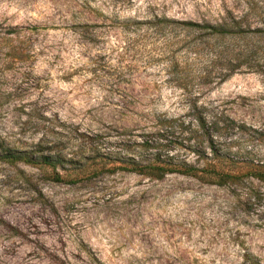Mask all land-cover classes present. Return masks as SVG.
<instances>
[{"label": "rangeland", "instance_id": "rangeland-1", "mask_svg": "<svg viewBox=\"0 0 264 264\" xmlns=\"http://www.w3.org/2000/svg\"><path fill=\"white\" fill-rule=\"evenodd\" d=\"M251 1L258 23L264 0ZM247 2L0 0V142L68 161L54 170L0 160V264H245L250 254L264 262V182L151 179L100 158L143 154L146 135L178 119L167 123L165 150L195 162L178 123L191 122L197 138L195 116L211 122L222 112L249 129L215 127L218 138L264 153L254 131H264V75L221 80L220 69L205 68L210 46L197 55L201 39L179 42L180 31L153 19L216 21ZM127 18L153 23L125 26Z\"/></svg>", "mask_w": 264, "mask_h": 264}, {"label": "trees", "instance_id": "trees-1", "mask_svg": "<svg viewBox=\"0 0 264 264\" xmlns=\"http://www.w3.org/2000/svg\"><path fill=\"white\" fill-rule=\"evenodd\" d=\"M247 6L241 12L234 10H226L221 18L216 21L203 19H177L168 15L153 16L154 23H157L158 30L180 31L183 36H179L177 41L182 43H190L197 37L201 41L196 45L195 53L200 55L205 45L211 47V57L205 68L220 69L221 80H226L234 73L242 70L249 72H260L264 75V15L259 16L260 21L254 22L253 14L259 12L258 3L248 0ZM134 20V21H133ZM123 25L127 23H135L139 27L143 24H150L151 19H125ZM197 40V39H196ZM191 62L186 60L183 68H188ZM173 67H180L178 62H174ZM182 67V66H181ZM210 72L205 69L200 77H208ZM185 86L186 84H180ZM186 87V86H185ZM178 119H165L161 122V127L146 135L142 140V150L145 152L130 155L128 157L114 156L115 154L104 153L100 156L102 160L107 162L118 161L119 166L113 164L112 170L117 168L137 173L151 179H163L166 175L179 173L197 178L198 180L220 186L235 185L241 187L246 183L252 184V180L257 179L264 182V153L257 155L251 154L250 151L237 149L234 151L232 143L227 140L218 138L213 130L215 127L219 131L229 132V130L238 128L237 131L249 129L246 124H238L237 121L225 113L215 115L211 122L202 113L195 116L197 129L202 130V134L193 138L190 134V124L180 121L182 134L181 142L183 148L188 149L197 156L196 161H190L187 157L177 158L171 154L169 149L165 150L163 140L168 129L167 123L174 127V122ZM165 127V129L163 128ZM251 127V126H250ZM255 129V128H253ZM198 131V130H196ZM259 134L257 140L264 144V131L255 129ZM97 139L100 136H96ZM194 141V142H192ZM98 144V143H97ZM203 144L206 145L204 149ZM166 147H168L166 145ZM127 149L131 145L127 144ZM254 152V151H253ZM117 155V154H116ZM114 159V160H111ZM0 160L17 163L24 162L29 165H42L53 168L62 166L68 162L62 156L56 154H39L26 150H18L5 142H0ZM249 196L255 199L261 198V192L253 187H246ZM245 264H264L256 256L251 254L247 256Z\"/></svg>", "mask_w": 264, "mask_h": 264}]
</instances>
